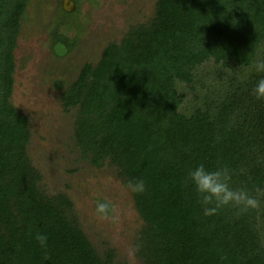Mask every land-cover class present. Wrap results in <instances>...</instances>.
<instances>
[{
	"label": "trees",
	"instance_id": "1",
	"mask_svg": "<svg viewBox=\"0 0 264 264\" xmlns=\"http://www.w3.org/2000/svg\"><path fill=\"white\" fill-rule=\"evenodd\" d=\"M28 1L0 0V264H113L112 251L100 255L82 231L68 195L41 188L27 154L29 118L9 101ZM62 1L58 25L79 8L72 0L69 13ZM51 41L53 52L57 43L75 46L57 31ZM211 59L237 70L198 85L199 102L181 111L177 83L198 82L197 69ZM259 62L264 0H157L149 22L106 46L67 91L64 106L77 107L81 156L97 168L115 167L126 184L144 181L143 193L131 191L143 221V264H264V195L255 192L264 189V98L252 94L264 79ZM201 163L208 170L227 165L231 186L247 188L261 206L205 216L186 182ZM37 233L48 237L46 248Z\"/></svg>",
	"mask_w": 264,
	"mask_h": 264
},
{
	"label": "rangeland",
	"instance_id": "2",
	"mask_svg": "<svg viewBox=\"0 0 264 264\" xmlns=\"http://www.w3.org/2000/svg\"><path fill=\"white\" fill-rule=\"evenodd\" d=\"M156 1L79 0L77 12L58 25L64 15L59 0H29L13 52L9 101L29 118L27 154L41 175L39 184L47 194L68 195L82 231L100 255L112 251L113 264H143L137 253L143 221L116 168L109 164L97 168L81 156L74 138L77 107H65L64 102L83 66L94 67L106 46L120 44L133 28L147 24ZM56 31L75 40L72 51L62 56L51 48V34ZM230 65H214L211 59L197 69L198 82L177 83L183 94L180 110L190 112L200 100L198 85L215 84L219 75L232 72ZM100 200L110 201L114 209L106 219L95 213Z\"/></svg>",
	"mask_w": 264,
	"mask_h": 264
},
{
	"label": "clouds",
	"instance_id": "3",
	"mask_svg": "<svg viewBox=\"0 0 264 264\" xmlns=\"http://www.w3.org/2000/svg\"><path fill=\"white\" fill-rule=\"evenodd\" d=\"M256 70L264 71V62L254 65ZM252 94L257 98H264V79H260ZM232 171L227 165L217 167L214 170H208L204 164H199L190 169L186 176V182H190L198 195V201L203 207L204 215L211 216L219 212L220 209L231 206L237 209V214L247 213L249 210L258 209L261 204L247 188H233L231 186ZM127 188L133 193H143L145 191L144 181L142 179L129 181ZM255 192L264 195V189L257 186ZM113 206L110 201L98 202L95 206V213L101 219L108 218L113 212ZM35 240L42 248L47 247L48 237L37 233ZM129 255H132L130 250ZM223 258V257H222Z\"/></svg>",
	"mask_w": 264,
	"mask_h": 264
},
{
	"label": "water",
	"instance_id": "4",
	"mask_svg": "<svg viewBox=\"0 0 264 264\" xmlns=\"http://www.w3.org/2000/svg\"><path fill=\"white\" fill-rule=\"evenodd\" d=\"M62 7L65 11H69L74 7V2L72 0H63ZM53 50L57 56H62L67 51L66 47L61 43L55 44Z\"/></svg>",
	"mask_w": 264,
	"mask_h": 264
}]
</instances>
